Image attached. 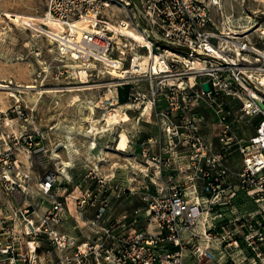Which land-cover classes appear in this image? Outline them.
Wrapping results in <instances>:
<instances>
[{"label": "built area", "instance_id": "1", "mask_svg": "<svg viewBox=\"0 0 264 264\" xmlns=\"http://www.w3.org/2000/svg\"><path fill=\"white\" fill-rule=\"evenodd\" d=\"M221 1L47 0L46 17L64 26L48 35L61 59L84 64L86 77L111 75L117 102L119 90L130 87V104L152 103L163 136L149 141L164 147L143 159L161 184L148 194L145 212L117 215L86 189L73 216L74 230L92 232L82 238L64 228L68 201L32 210L30 183L52 196V172L36 176L6 152L0 186L7 194L19 190L25 201L11 216L19 231L10 228L8 205L0 207V264H264V27L243 17L235 24L231 10L215 12ZM12 115L24 120L27 113L19 105ZM28 145L40 152V142ZM119 189L122 200L127 189L133 196ZM91 208L94 217L84 219Z\"/></svg>", "mask_w": 264, "mask_h": 264}, {"label": "rangeland", "instance_id": "2", "mask_svg": "<svg viewBox=\"0 0 264 264\" xmlns=\"http://www.w3.org/2000/svg\"><path fill=\"white\" fill-rule=\"evenodd\" d=\"M217 9L234 11L240 21L235 24H242L243 17L249 25L264 27V0H222L214 11ZM46 11L47 0H0V83L11 89L0 91L3 123L0 138L5 139L0 141V169L4 155L12 151L22 169L42 177L52 172L55 180L52 196L37 189V180L30 183L34 193L29 197L35 204L32 210L43 213L54 201L64 204L68 201L66 211L72 233L84 238L92 232L87 228L83 229L84 234L79 229L74 230L77 222L73 216L79 217L75 204L85 195L86 189L93 192L88 195L94 200L110 202L112 214L145 212L147 196L155 193L161 180L154 175L155 167H150L143 156L147 150L155 155L162 154L164 146L149 140L163 136V129L157 116L152 115V108L144 110L148 100L131 104L129 100L117 102L112 85L114 78L103 71L89 73L84 79L74 77L72 71L67 70L71 63L58 54L57 42L43 30H34L11 18L19 14L24 18L42 19ZM215 15L218 17L217 13ZM226 24L225 20L218 22L219 26ZM43 26L49 28L47 23ZM34 85L36 89L28 88ZM120 90L122 100L126 99L130 87ZM9 92L16 97H11ZM120 104L118 109L124 110L129 120L107 122L104 116ZM19 105L27 113L24 120L12 115V110ZM207 114L211 116V111L207 110ZM31 138L40 142L36 147L40 150L37 155L29 150ZM68 147L72 149L71 154ZM119 187L131 188L133 196L128 197L127 189L122 200L123 195L118 197ZM18 191L7 194L0 186V207L4 203L8 205V215L12 219L10 228L16 227V231L21 229L20 220L14 222L11 216L25 201ZM88 212L83 215L84 219L94 217L96 209ZM79 221L83 226V220ZM4 241L0 239V243ZM44 250L52 251L55 261L59 259L53 248L47 246Z\"/></svg>", "mask_w": 264, "mask_h": 264}, {"label": "bare ground", "instance_id": "3", "mask_svg": "<svg viewBox=\"0 0 264 264\" xmlns=\"http://www.w3.org/2000/svg\"><path fill=\"white\" fill-rule=\"evenodd\" d=\"M11 18H12V20L14 22L26 24V25L32 27L34 30H37V31H39V29L40 30H43V32H46L47 36L48 35H52L53 36L54 34H60L61 32H63V27H64L63 24L60 21H57V20H54V19H51V18H47V17H43L42 19H37V18H24L23 16H21L19 14L11 15ZM43 23H47L48 26H49V28H45V26H43ZM133 36L139 38L135 34H133ZM71 65H72V67H75V68L79 69L80 74H81V75L80 74L79 75L84 79L85 78V75L87 74L86 66L84 64H81V63H72ZM100 71H102V70H100ZM83 81L85 83H87V80H83ZM28 88H30V89H36L37 87L34 85V86H28ZM1 90H6L7 91V90H11V89H9V86H5V85H3V84L0 83V91ZM43 91H44V89H43ZM49 92L51 93V91H49ZM10 96L11 97H14V96L16 97V95L14 93H10ZM119 107L120 106H118L116 109H112L108 114H106V116H104L105 117V120L107 122H110V123H113V122L115 123L116 122L117 123L119 121V119L129 120L128 114L124 110L118 109ZM149 107L153 108L152 103H148L147 107L144 110L145 111H146V109L148 110ZM89 108L94 111L93 107H90L89 106ZM117 112H118V114H117ZM102 120H103V118H102ZM96 130H98V129H96ZM68 150H70V154H71L72 153V149L70 147H68ZM209 222H210L209 215H205L204 219L201 220V224H200V227H199V230L202 233L205 231V228L207 227V225H208ZM238 256H239L238 254L235 255L236 258H238Z\"/></svg>", "mask_w": 264, "mask_h": 264}, {"label": "crops", "instance_id": "4", "mask_svg": "<svg viewBox=\"0 0 264 264\" xmlns=\"http://www.w3.org/2000/svg\"><path fill=\"white\" fill-rule=\"evenodd\" d=\"M123 90V89H122ZM122 90H121V92H122ZM128 95H129V92H128V94H127V97H126V99H124V100H122L123 102H126L127 100H128ZM121 95H120V93H119V100H120V102H121ZM121 105L122 104H120V107H121ZM123 121V120H122ZM66 225H68V226H66ZM65 226H66V228L67 229H65L66 231H70V232H72V228H70V226H72L71 225V222H67L66 224H65Z\"/></svg>", "mask_w": 264, "mask_h": 264}, {"label": "water", "instance_id": "5", "mask_svg": "<svg viewBox=\"0 0 264 264\" xmlns=\"http://www.w3.org/2000/svg\"><path fill=\"white\" fill-rule=\"evenodd\" d=\"M203 88H204V90H205L206 93L210 92V85H209V83L205 82L203 84Z\"/></svg>", "mask_w": 264, "mask_h": 264}, {"label": "trees", "instance_id": "6", "mask_svg": "<svg viewBox=\"0 0 264 264\" xmlns=\"http://www.w3.org/2000/svg\"><path fill=\"white\" fill-rule=\"evenodd\" d=\"M119 93H120V95H121V90H119ZM121 102H123V101H122V98H121Z\"/></svg>", "mask_w": 264, "mask_h": 264}]
</instances>
